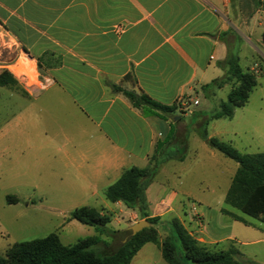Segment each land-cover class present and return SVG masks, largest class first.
Masks as SVG:
<instances>
[{
  "label": "crops",
  "instance_id": "obj_1",
  "mask_svg": "<svg viewBox=\"0 0 264 264\" xmlns=\"http://www.w3.org/2000/svg\"><path fill=\"white\" fill-rule=\"evenodd\" d=\"M263 31L264 0H0L4 45L24 53L41 76V93L27 97L41 100V174L54 176L64 194L98 197L105 213L124 208L129 230L146 218L107 202L103 191L125 169L151 168L145 212L159 219L158 233L176 218L209 249L240 241L255 259L264 224L204 197L206 171L225 182V198L238 165L212 151L199 130L213 126L206 114L226 86L204 87L223 77L229 51L252 71L264 63ZM124 92L176 110L135 107ZM181 98L190 101L187 111L177 107ZM29 105L4 120L0 136L28 133Z\"/></svg>",
  "mask_w": 264,
  "mask_h": 264
},
{
  "label": "rangeland",
  "instance_id": "obj_2",
  "mask_svg": "<svg viewBox=\"0 0 264 264\" xmlns=\"http://www.w3.org/2000/svg\"><path fill=\"white\" fill-rule=\"evenodd\" d=\"M255 6H259L258 1H255ZM4 41L5 38L0 36V72L8 71L15 83L0 87V125L9 118L10 114L28 106L29 103L30 112L27 116L28 133L22 135L12 132L0 136V256H3L6 249L15 243L40 239L52 233L57 234L65 246L73 245L79 239L98 236L102 241L111 243L113 248L118 247L129 236V230L125 228L131 222V218L124 208H116L112 213H107L111 222L100 234L94 227L70 219L71 212L80 205L101 210L99 198L64 194L68 190L56 186L58 182L54 180V176L41 174V100L27 99L31 94L41 93V76L35 66L31 70L29 59L24 53H17L6 48ZM17 59L19 60L15 62ZM15 63L17 66L12 67ZM241 65L250 66L252 63L243 60ZM254 72L257 74L258 85L252 90L245 106L236 108L230 119L214 120L213 126L200 129L199 135L204 133L208 136L216 135L213 137L230 142L243 154L264 152V63L262 61L255 67ZM228 92L229 87L226 86L218 95L217 105L220 101H226ZM9 142L14 144L9 145ZM21 150H23L22 157ZM211 150L224 157L218 151ZM170 155L177 156V150H173V154ZM225 159L235 163L226 157ZM204 174L209 178L207 182L210 184L209 192L204 197L213 206L223 208L225 182L220 179L222 183L217 185L209 171ZM6 196L17 197L18 203L7 204ZM233 212L241 214L237 210ZM158 227L160 238H165L169 230L163 225ZM236 227L247 230L237 223ZM121 228L124 230L121 231ZM239 238L241 237L237 235L238 240ZM174 244L177 252L184 256L180 243L175 240ZM230 248L239 252V255L235 257L237 264L248 262L264 264V246L254 247L256 259L246 253H252L250 247L241 245L240 241L231 243L226 250L218 251H227ZM184 263L195 264L190 260H185ZM133 264L166 263L162 259L160 250L151 243Z\"/></svg>",
  "mask_w": 264,
  "mask_h": 264
},
{
  "label": "trees",
  "instance_id": "obj_3",
  "mask_svg": "<svg viewBox=\"0 0 264 264\" xmlns=\"http://www.w3.org/2000/svg\"><path fill=\"white\" fill-rule=\"evenodd\" d=\"M262 44L264 46V31ZM221 68L224 72L223 77L204 88L221 89L228 86L230 89L226 101H220L206 114L209 120L232 118L234 110L245 106L252 90L258 85L257 74L249 68L242 67L238 56L230 51L221 63ZM12 83H15L12 75L2 70L0 87ZM124 94L135 107L147 105L165 114L174 113L176 110L175 106L160 105L144 95L136 96L129 92ZM201 138L209 147L238 165L225 195V204L264 224V153H240L229 143L214 137L208 138L206 133L202 134ZM152 174L151 168L130 167L103 191V197L107 202L122 203L127 209L137 213L141 219L146 218L145 221L150 225L133 236L129 231L128 238L118 247L113 248L111 243L102 241L98 236L79 239L75 244L65 246L59 236L52 233L40 239L13 244L6 249L3 256H0V264H130L133 257L147 243L157 246L166 264H185V260L195 264H237L235 257L239 252L236 249L230 248L227 251L209 249L195 240L176 218L169 223V234L163 239L160 238L155 228L159 219L147 218L145 212L147 208L145 191ZM6 202L9 205L17 204L18 199L15 196H6ZM222 212L236 221L245 223L242 218L229 211ZM70 219L94 227L100 234L111 222L109 214L89 206L76 208L71 212ZM175 240L180 243L184 256L177 252Z\"/></svg>",
  "mask_w": 264,
  "mask_h": 264
},
{
  "label": "water",
  "instance_id": "obj_4",
  "mask_svg": "<svg viewBox=\"0 0 264 264\" xmlns=\"http://www.w3.org/2000/svg\"><path fill=\"white\" fill-rule=\"evenodd\" d=\"M149 226L150 225L147 221L145 220L139 221L134 225H132L131 227H129L130 235L133 236L138 232L142 231L143 229L148 228Z\"/></svg>",
  "mask_w": 264,
  "mask_h": 264
},
{
  "label": "built area",
  "instance_id": "obj_5",
  "mask_svg": "<svg viewBox=\"0 0 264 264\" xmlns=\"http://www.w3.org/2000/svg\"><path fill=\"white\" fill-rule=\"evenodd\" d=\"M17 66V63H15L12 67ZM11 67V66H10ZM11 71V70H10ZM177 107L181 110V111H187V109L190 107V101L185 100L183 98L179 99L177 101Z\"/></svg>",
  "mask_w": 264,
  "mask_h": 264
},
{
  "label": "bare ground",
  "instance_id": "obj_6",
  "mask_svg": "<svg viewBox=\"0 0 264 264\" xmlns=\"http://www.w3.org/2000/svg\"><path fill=\"white\" fill-rule=\"evenodd\" d=\"M29 66H30L31 70L34 69V66L33 67H31V65H29ZM17 70L19 71V69H17Z\"/></svg>",
  "mask_w": 264,
  "mask_h": 264
}]
</instances>
